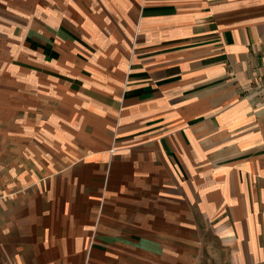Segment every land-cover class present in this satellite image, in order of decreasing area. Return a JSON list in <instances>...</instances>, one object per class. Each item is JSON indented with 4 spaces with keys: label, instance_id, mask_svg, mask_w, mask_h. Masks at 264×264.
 I'll return each mask as SVG.
<instances>
[{
    "label": "crops",
    "instance_id": "1",
    "mask_svg": "<svg viewBox=\"0 0 264 264\" xmlns=\"http://www.w3.org/2000/svg\"><path fill=\"white\" fill-rule=\"evenodd\" d=\"M0 39V264H264V0H0Z\"/></svg>",
    "mask_w": 264,
    "mask_h": 264
},
{
    "label": "rangeland",
    "instance_id": "2",
    "mask_svg": "<svg viewBox=\"0 0 264 264\" xmlns=\"http://www.w3.org/2000/svg\"><path fill=\"white\" fill-rule=\"evenodd\" d=\"M12 42V43H11ZM15 42V43H14ZM19 40L14 39L13 41L11 40H6L3 41L0 39V77L3 75L7 74H15L16 72L11 70L8 65H11L12 62L20 61L23 58H27V60L30 61V59L24 54V48L21 47L18 49V44ZM17 53L14 55V53ZM21 54V56H19ZM41 58L39 57V61ZM263 97H264V92H263ZM0 117H1V111H0ZM2 124L3 121L0 119V155H3V144L5 143V139L7 137L3 136L2 132ZM2 158V157H1ZM0 174H4V167L2 164L0 165Z\"/></svg>",
    "mask_w": 264,
    "mask_h": 264
}]
</instances>
